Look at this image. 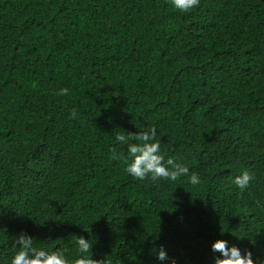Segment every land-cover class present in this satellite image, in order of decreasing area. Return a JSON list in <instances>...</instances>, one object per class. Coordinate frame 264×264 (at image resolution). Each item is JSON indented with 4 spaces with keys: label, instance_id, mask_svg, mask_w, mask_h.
Here are the masks:
<instances>
[{
    "label": "trees",
    "instance_id": "obj_1",
    "mask_svg": "<svg viewBox=\"0 0 264 264\" xmlns=\"http://www.w3.org/2000/svg\"><path fill=\"white\" fill-rule=\"evenodd\" d=\"M146 127L199 185L123 173L115 133ZM244 170L255 179L239 193ZM258 205L264 0L183 15L165 0H0V264L21 231L48 250L93 238L92 258L111 264H159L160 246L212 264L215 239L264 259Z\"/></svg>",
    "mask_w": 264,
    "mask_h": 264
},
{
    "label": "clouds",
    "instance_id": "obj_2",
    "mask_svg": "<svg viewBox=\"0 0 264 264\" xmlns=\"http://www.w3.org/2000/svg\"><path fill=\"white\" fill-rule=\"evenodd\" d=\"M168 7L179 14H189L201 5V0H165ZM69 90L61 88L57 95L67 96ZM73 109L69 117L75 118ZM158 131L155 127H146L140 131H119L115 133V142L120 147H112L111 159L122 165L123 173L136 181H149L153 185L161 182H176L187 178L188 184L195 187L201 183L200 175L187 165L181 163L175 156L167 155L156 139ZM255 174L244 170L233 179L239 193L250 189ZM264 208V205H258ZM2 230V229H0ZM4 231V230H3ZM224 232L220 235L223 236ZM256 235L245 236L251 245L256 244ZM239 239V238H238ZM33 236L21 231L12 237L8 247L12 250L7 264H111L103 259H93V238L76 236L74 244L65 242L52 250L37 248ZM212 264H264V259H255L253 252L241 249L228 239H215L210 244ZM152 254L159 264H177L163 247H154Z\"/></svg>",
    "mask_w": 264,
    "mask_h": 264
}]
</instances>
